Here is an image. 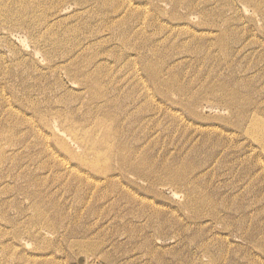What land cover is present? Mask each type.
<instances>
[{"label":"rangeland","instance_id":"rangeland-1","mask_svg":"<svg viewBox=\"0 0 264 264\" xmlns=\"http://www.w3.org/2000/svg\"><path fill=\"white\" fill-rule=\"evenodd\" d=\"M263 125L264 0H0V264H264Z\"/></svg>","mask_w":264,"mask_h":264},{"label":"bare ground","instance_id":"bare-ground-1","mask_svg":"<svg viewBox=\"0 0 264 264\" xmlns=\"http://www.w3.org/2000/svg\"><path fill=\"white\" fill-rule=\"evenodd\" d=\"M263 127H264V125H263ZM82 145H85L86 146V144L84 143V141L83 142H80Z\"/></svg>","mask_w":264,"mask_h":264}]
</instances>
